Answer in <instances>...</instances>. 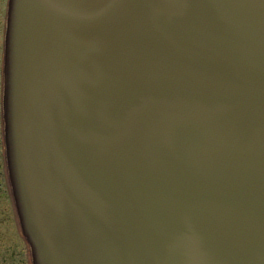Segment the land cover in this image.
<instances>
[{"label":"water","instance_id":"obj_1","mask_svg":"<svg viewBox=\"0 0 264 264\" xmlns=\"http://www.w3.org/2000/svg\"><path fill=\"white\" fill-rule=\"evenodd\" d=\"M4 57L32 264H264V0H11Z\"/></svg>","mask_w":264,"mask_h":264},{"label":"rangeland","instance_id":"obj_2","mask_svg":"<svg viewBox=\"0 0 264 264\" xmlns=\"http://www.w3.org/2000/svg\"><path fill=\"white\" fill-rule=\"evenodd\" d=\"M2 1L0 0V20L3 12ZM0 26L2 27V24ZM1 123L0 116V125ZM0 132H2V128ZM1 138L2 133H0V148H2ZM29 253V248L21 236V226L13 198L11 196L7 202L4 196V201H0V264H32Z\"/></svg>","mask_w":264,"mask_h":264},{"label":"flooded vegetation","instance_id":"obj_3","mask_svg":"<svg viewBox=\"0 0 264 264\" xmlns=\"http://www.w3.org/2000/svg\"><path fill=\"white\" fill-rule=\"evenodd\" d=\"M6 5H7V0L2 1V15H1V20L2 21L0 24H2V27L0 26V78H1V68H2V41H3V34H4V20H5V14H6ZM1 129V125H0ZM2 133V132H0ZM2 148H0V201H4V196L6 198V201L9 202L10 197H11V192H10V182H9V169H8V164L6 161L5 157V149H4V142H3V134H2ZM2 150V151H1ZM4 193H2V190Z\"/></svg>","mask_w":264,"mask_h":264}]
</instances>
